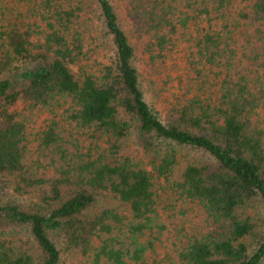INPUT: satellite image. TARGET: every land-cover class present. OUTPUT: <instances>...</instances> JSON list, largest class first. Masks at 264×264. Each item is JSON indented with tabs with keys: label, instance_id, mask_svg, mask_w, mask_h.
I'll return each instance as SVG.
<instances>
[{
	"label": "trees",
	"instance_id": "trees-1",
	"mask_svg": "<svg viewBox=\"0 0 264 264\" xmlns=\"http://www.w3.org/2000/svg\"><path fill=\"white\" fill-rule=\"evenodd\" d=\"M263 262L264 0H0V264Z\"/></svg>",
	"mask_w": 264,
	"mask_h": 264
},
{
	"label": "rangeland",
	"instance_id": "rangeland-1",
	"mask_svg": "<svg viewBox=\"0 0 264 264\" xmlns=\"http://www.w3.org/2000/svg\"><path fill=\"white\" fill-rule=\"evenodd\" d=\"M174 75L175 74H173V76ZM166 79L169 80V76H167ZM175 87V84L173 82H170L168 88H171V90H176ZM22 105L23 104L18 105L19 110L22 109ZM47 117H51V115L48 116L47 113L41 114V112L32 114L30 126L33 128L34 132L41 128V126L45 123ZM129 146H131V148H128V150L132 151L134 142H130ZM32 147L33 145L30 146V151L33 150ZM199 158L204 159L205 157L202 153H196L192 150H186L184 151L183 158L181 159V164H185L189 161H194L195 159L198 160ZM158 193L159 197L161 198V204L159 207L161 220L169 228V230L161 238V242H158V254H161V257H163L165 255V252L171 251L170 249L174 248L175 242L178 240V237L180 235L179 233L184 231H189L190 233H192L194 231L201 230L205 225V222L203 220V215L198 212L199 210L197 208H192L191 203L183 204V202L178 201L176 194L171 190L165 187H158ZM254 212H258L256 216L260 217L262 211L260 210V208H257ZM248 242L254 243V238H248ZM262 264H264V262Z\"/></svg>",
	"mask_w": 264,
	"mask_h": 264
}]
</instances>
